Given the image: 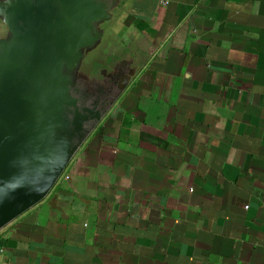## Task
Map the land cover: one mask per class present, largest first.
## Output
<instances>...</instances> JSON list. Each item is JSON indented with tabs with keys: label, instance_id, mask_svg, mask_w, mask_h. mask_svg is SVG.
Wrapping results in <instances>:
<instances>
[{
	"label": "crops",
	"instance_id": "crops-1",
	"mask_svg": "<svg viewBox=\"0 0 264 264\" xmlns=\"http://www.w3.org/2000/svg\"><path fill=\"white\" fill-rule=\"evenodd\" d=\"M140 69L0 264H264V0H121Z\"/></svg>",
	"mask_w": 264,
	"mask_h": 264
},
{
	"label": "water",
	"instance_id": "water-1",
	"mask_svg": "<svg viewBox=\"0 0 264 264\" xmlns=\"http://www.w3.org/2000/svg\"><path fill=\"white\" fill-rule=\"evenodd\" d=\"M120 3L0 0V231L49 195L137 75L113 49Z\"/></svg>",
	"mask_w": 264,
	"mask_h": 264
},
{
	"label": "clouds",
	"instance_id": "clouds-1",
	"mask_svg": "<svg viewBox=\"0 0 264 264\" xmlns=\"http://www.w3.org/2000/svg\"><path fill=\"white\" fill-rule=\"evenodd\" d=\"M9 193L7 192V191H5L4 193H3V195H5V196H7Z\"/></svg>",
	"mask_w": 264,
	"mask_h": 264
}]
</instances>
